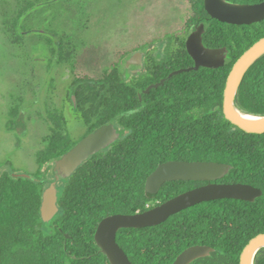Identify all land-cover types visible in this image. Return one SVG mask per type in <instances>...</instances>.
<instances>
[{"label":"trees","instance_id":"trees-1","mask_svg":"<svg viewBox=\"0 0 264 264\" xmlns=\"http://www.w3.org/2000/svg\"><path fill=\"white\" fill-rule=\"evenodd\" d=\"M256 4L264 0H229ZM190 23H203V44L227 47L229 60L217 70L199 69L182 73L148 96L160 100L142 110L135 109L131 83L112 68L98 82L74 78L69 88L77 108L90 130L114 124L125 130L124 136L110 149L84 163L67 180L60 197L57 228L45 231L40 218L41 198L46 184L0 175V264H109L98 251L94 233L99 221L112 214L146 211L147 204L157 205L200 183L167 182L158 194L148 195L144 183L158 164L169 161H213L232 170L218 183H241L261 190L253 203L224 199L204 202L171 216L159 226L123 229L117 242L132 264H171L182 249L205 244L216 249L214 260L195 264H239L248 242L264 234V134H247L227 122L222 113L226 78L235 61L257 40L264 37V21L250 26L220 23L209 17L203 0L192 3ZM60 47V46H59ZM52 50L57 63L66 61L61 47ZM182 47L183 44H182ZM54 49V48H53ZM184 50V48H183ZM185 57L191 65L187 53ZM200 91L201 108L181 106L184 95ZM182 92V96L180 93ZM173 95V96H172ZM211 96L212 109L205 108ZM69 102L68 92L65 101ZM186 97L184 103L188 104ZM235 106L245 114L264 116V55L244 74L235 96ZM59 113V114H58ZM53 112L45 149L36 158L40 177L52 176V165L61 157L55 147L53 123L63 117ZM45 169V174L40 170ZM66 235L70 238L66 239ZM253 264H264V249Z\"/></svg>","mask_w":264,"mask_h":264},{"label":"rangeland","instance_id":"rangeland-1","mask_svg":"<svg viewBox=\"0 0 264 264\" xmlns=\"http://www.w3.org/2000/svg\"><path fill=\"white\" fill-rule=\"evenodd\" d=\"M193 1L0 0V175L40 177L36 158L53 112L64 106L73 122L65 101L71 81L100 79L114 66L126 74L130 51L183 35ZM47 41L54 51L61 42L65 62L50 57ZM72 127L73 137L83 133Z\"/></svg>","mask_w":264,"mask_h":264},{"label":"water","instance_id":"water-1","mask_svg":"<svg viewBox=\"0 0 264 264\" xmlns=\"http://www.w3.org/2000/svg\"><path fill=\"white\" fill-rule=\"evenodd\" d=\"M203 5L209 17L220 23L248 26L264 21V1L256 4H241L229 0H203ZM203 34L204 27L199 25L188 36L185 43L186 51L193 60L194 66L172 73L167 80L183 72L198 70L199 67L218 69L223 65L226 48L205 47L202 43ZM263 55L264 37L257 40L235 61L223 90L222 113L225 120L247 134H264V116H253L238 110L235 106V96L244 74ZM163 84L164 80L149 87L145 93ZM70 101L76 104L72 93ZM236 113L260 120L246 121L238 118ZM124 134L125 130L118 129L113 124H105L88 134L54 163V180L44 189L40 205V218L45 231L52 228L59 215L57 203L63 194L67 180L74 171L91 156L117 143ZM231 170V166L213 161H169L158 165L146 178L145 191L148 194H157L166 182L193 181L207 184L179 194L145 212L106 217L99 222L94 234L97 247L106 256L109 264H131L127 255L116 243V233L119 230L154 227L164 223L169 217L203 202L231 199L253 203L261 197V190L247 184L216 183L225 178ZM12 177L26 179L33 183L44 182L28 174H12ZM58 182L63 185L57 186ZM262 249H264V234H259L243 248L239 264H253L256 254ZM214 251L207 246H193L179 254L172 264H192L201 258L210 257Z\"/></svg>","mask_w":264,"mask_h":264},{"label":"flooded vegetation","instance_id":"flooded-vegetation-1","mask_svg":"<svg viewBox=\"0 0 264 264\" xmlns=\"http://www.w3.org/2000/svg\"><path fill=\"white\" fill-rule=\"evenodd\" d=\"M190 9H191V12H192V5H190ZM20 14V12H18ZM20 21H22V19H20ZM263 22V21H261ZM260 23V22H258ZM254 24H257V23H254ZM199 25H203L204 27V33H205V25L203 23H199V24H195V23H190L189 25L186 24L185 26V29H184V33L183 35H181L180 37H176V38H168L167 40H161V41H157V42H149V43H146L145 45H143L142 47L139 46V47H136L135 49H133L132 51H130L129 53V57L127 59V62L124 63L123 61V64L125 66V70L123 69V71H126V74L125 73H120V71L118 69L114 67L112 68H115L117 71V74L120 76V77H123L127 82L131 83L132 85V88L134 89V92H135V109L133 110H136V111H139V110H142L144 109L145 107H151L153 104L149 103L148 102V99L149 100H154V101H158L160 100L163 104L162 106L165 107L166 104L165 102H167V98H168V101H169V97H170V93H169V90H168V97H165V98H161L160 95L157 94L158 97H156V100H155V95L153 96H150L148 98H144V96H148L152 93V91L154 90H157L161 87H163L165 85V83L169 82V80H167L168 76H170L172 73L178 71V70H183V69H188V68H192L194 66V62L193 60L190 58V61H191V65H189L188 67H183V65H186L188 64L187 62V58L185 57V53H187L186 51V46H185V43H186V40L188 38V36L193 32V30L198 27ZM253 25V24H251ZM245 26V25H243ZM250 26V25H248ZM204 36V34H203ZM203 40V38H202ZM203 43V42H202ZM50 42L47 41V43H42V46H49ZM182 44L184 47H182ZM40 45V44H38ZM51 45V44H50ZM61 45V42L59 41L58 43L56 42V48H58L59 46ZM204 45V44H203ZM52 46V47H51ZM50 47L52 48L53 50V45H51ZM205 47L207 48H216L218 49V47H208L206 45H204ZM60 48V47H59ZM62 48V47H61ZM184 48V50H183ZM222 48H226V52H225V57H224V62H223V65L221 67H223L225 65V63L229 60V57H230V54H231V51L227 48V47H222ZM188 54V53H187ZM49 55L50 57L53 58V53L52 51L49 52ZM220 67V68H221ZM112 68H110L109 70H111ZM199 69H207V68H203V67H199ZM219 69V68H218ZM107 70V71H109ZM198 70H190L188 72H197ZM208 70H217V69H208ZM105 71L103 73V75L107 72ZM188 72H183V73H188ZM182 74V73H181ZM102 75V76H103ZM180 75V74H179ZM177 76V75H176ZM175 76H173L170 80H172ZM82 79L83 82H89V80H86L85 78H88V77H79ZM102 78V77H101ZM100 78V79H101ZM100 79H97V80H93L92 79V82H98ZM162 80H164V84L163 86L161 87H158V88H152L149 93H145V91L151 87V86H155L157 84H159ZM71 84V83H70ZM69 88V86H68ZM71 90L68 89V99H69V102L66 100V102H68L67 104L70 106L68 111L70 114L73 115V122L68 124L67 121H65V119L63 117L59 118V117H56L55 118V122L53 123V140H56L55 142V147L57 149H61L62 151V154H65L66 152H68L69 150H71L76 144H78L83 138H85L88 134L92 133L94 130H96L97 128L103 126H99L97 128H94L92 130H90L89 127H87V125H85V122L81 116V112L79 111V109L77 108V102L76 104L74 105L71 101H70V95H71ZM184 95V101L186 99V97H188L190 100L188 102V104L184 103V101H182L183 103H181V106H186L188 107L189 109H194L196 111V109L198 108H201V93L200 91H192V93H188V94H183ZM74 96V95H73ZM173 96V95H172ZM180 96H182V92L180 93ZM209 103H206V105H204L205 108H208V109H212L213 106H214V98L211 96V98L209 99L208 101ZM65 107L63 106L60 111H64ZM54 114L55 116H58L57 114V111H54ZM64 115V114H63ZM68 119V118H67ZM76 123L79 125V128H81L83 130V133L78 136L77 138L73 137L72 136V132L70 129L73 130V127L72 126H78L76 125ZM114 125V124H113ZM115 126V125H114ZM116 128L118 129H121L119 128L118 126H115ZM13 130V129H12ZM44 141L45 139L43 140V145H44ZM114 145V144H113ZM112 145V146H113ZM45 146V145H44ZM112 146H110L109 148L105 149V150H102L100 152H98L97 154L101 153V152H105L106 150L110 149ZM95 154V155H97ZM94 155V156H95ZM94 156H91V157H94ZM90 157V158H91ZM90 158L86 161L88 162L90 160ZM57 161V160H56ZM55 161V162H56ZM54 162V163H55ZM85 162V163H86ZM54 163L52 165V173H53V166H54ZM165 163V162H164ZM84 164V163H83ZM82 164V165H83ZM162 164V163H160ZM158 164V165H160ZM81 165V166H82ZM157 165V166H158ZM80 166V167H81ZM79 167V168H80ZM41 173L45 174V169L43 170H40ZM77 171V169H76ZM74 171V173L76 172ZM153 172V171H152ZM73 173V174H74ZM72 174V175H73ZM71 175V176H72ZM12 176V175H11ZM70 176V177H71ZM37 178V177H36ZM38 179V178H37ZM40 180H43L44 184H46V187L47 188L49 186V184L51 182H53L54 180V174H52L51 178L46 175V178L45 179H40ZM220 181V180H219ZM172 182H176V181H172ZM182 182H193V181H182ZM167 183V182H166ZM193 183H200L199 185H196L194 186L193 188L189 189V190H192L194 188H197V187H200V186H203V185H206L207 183L206 182H193ZM218 183V181L216 182ZM165 184V183H164ZM163 184V185H164ZM63 184L61 182H58L57 183V186H62ZM162 185V186H163ZM161 186V187H162ZM160 187V189H161ZM44 188V189H45ZM144 189H145V183H144ZM159 189V191H160ZM187 190V191H189ZM44 191V190H43ZM158 191V192H159ZM186 192V191H185ZM147 193V192H146ZM184 193V192H183ZM148 194V193H147ZM158 194V193H157ZM182 194V193H180ZM148 195H152V194H148ZM156 195V194H155ZM59 203V202H58ZM58 203H57V206H58ZM164 203V202H163ZM204 203V202H203ZM157 205L155 206H152L150 204H147V208H146V211L162 204L161 202H157L156 203ZM201 204V203H200ZM193 207V206H192ZM59 208V207H58ZM188 209V208H187ZM186 210V209H185ZM145 212V211H144ZM135 213H141V212H135ZM134 213V214H135ZM180 213V212H179ZM112 215H132V214H112ZM112 215H108L106 217H109V216H112ZM176 215V214H175ZM106 217H103L101 220L105 219ZM59 218V215L57 217V219L54 221L53 223V228H57V224H56V221L58 220ZM170 218V217H169ZM168 218V219H169ZM167 219V220H168ZM100 220V221H101ZM166 220V221H167ZM99 221V222H100ZM165 221V222H166ZM164 222V223H165ZM99 224V223H98ZM163 224V223H162ZM98 226V225H97ZM159 226V225H157ZM155 227V226H154ZM97 228V227H96ZM148 228V227H146ZM151 228V227H149ZM131 229V228H129ZM143 229V228H142ZM123 230V229H121ZM119 230V231H121ZM125 230V229H124ZM118 231V232H119ZM96 232V231H95ZM118 232L116 233V243L118 244L117 242V234ZM95 234V233H94ZM66 239H69L70 237L68 235H66ZM95 241V240H94ZM96 245V243H95ZM97 246V245H96ZM118 246L124 251V249L118 244ZM193 246H207V247H210L212 248L211 246L209 245H205V244H193V245H190L184 249L181 250V252H179L175 258L173 259V261L171 262V264L175 261V259L177 258V256L179 254H181L184 250H186L187 248H190V247H193ZM98 248V247H97ZM214 249L215 251L212 252L210 254V257H205V258H201L199 260H205V259H210V260H214L215 258V254H216V249L215 248H212ZM98 251L100 252L99 248H98ZM101 253V252H100ZM124 253L127 255V253L124 251ZM102 254V253H101ZM104 255V254H103ZM105 256V255H104ZM106 257V256H105ZM128 257V255H127ZM107 259V258H106ZM128 260H129V257H128ZM199 260L193 262L192 264H195L196 262H198ZM108 261V260H107ZM130 261V260H129ZM109 263V262H108ZM131 263V261H130ZM132 264V263H131ZM212 264V263H211Z\"/></svg>","mask_w":264,"mask_h":264},{"label":"bare ground","instance_id":"bare-ground-1","mask_svg":"<svg viewBox=\"0 0 264 264\" xmlns=\"http://www.w3.org/2000/svg\"><path fill=\"white\" fill-rule=\"evenodd\" d=\"M236 116L240 119L246 120V121H259L260 119L257 118H252V117H248V116H244L240 113H236Z\"/></svg>","mask_w":264,"mask_h":264}]
</instances>
